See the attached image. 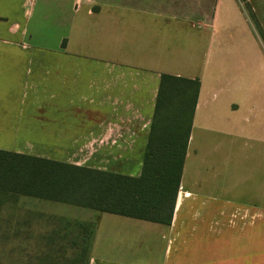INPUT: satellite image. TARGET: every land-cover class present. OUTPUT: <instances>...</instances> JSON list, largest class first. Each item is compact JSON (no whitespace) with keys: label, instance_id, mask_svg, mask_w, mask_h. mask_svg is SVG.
<instances>
[{"label":"crops","instance_id":"0c3cea01","mask_svg":"<svg viewBox=\"0 0 264 264\" xmlns=\"http://www.w3.org/2000/svg\"><path fill=\"white\" fill-rule=\"evenodd\" d=\"M77 1L0 0V150L140 177L161 75L199 79L171 224L70 205L60 226H94L88 264H264V90L206 95L189 17Z\"/></svg>","mask_w":264,"mask_h":264},{"label":"trees","instance_id":"16d2710c","mask_svg":"<svg viewBox=\"0 0 264 264\" xmlns=\"http://www.w3.org/2000/svg\"><path fill=\"white\" fill-rule=\"evenodd\" d=\"M200 89L199 79L161 75L140 177L0 150V239L18 231L13 222L21 215L22 197L171 224ZM76 230L74 239L68 226L44 237L47 251L36 257L38 262L88 264L94 226L81 224ZM58 240L79 252L71 258L64 255Z\"/></svg>","mask_w":264,"mask_h":264},{"label":"rangeland","instance_id":"374dc122","mask_svg":"<svg viewBox=\"0 0 264 264\" xmlns=\"http://www.w3.org/2000/svg\"><path fill=\"white\" fill-rule=\"evenodd\" d=\"M103 2L189 17L208 31L200 79L206 95L219 103L237 100L245 86L264 90V0H79L75 4ZM201 117L200 112L197 123ZM18 206L22 212L13 222L14 232L18 231L0 239V264H38L36 257L47 251L43 238L61 227L63 217L85 213L78 207L25 197ZM60 242L56 245H64V255L71 258L79 252L67 241Z\"/></svg>","mask_w":264,"mask_h":264}]
</instances>
